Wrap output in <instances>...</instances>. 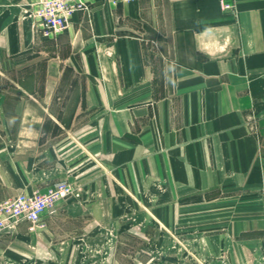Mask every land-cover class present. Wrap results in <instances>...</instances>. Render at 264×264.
Listing matches in <instances>:
<instances>
[{
    "label": "crops",
    "instance_id": "0c3cea01",
    "mask_svg": "<svg viewBox=\"0 0 264 264\" xmlns=\"http://www.w3.org/2000/svg\"><path fill=\"white\" fill-rule=\"evenodd\" d=\"M25 26L22 43L45 64L42 85L25 88L30 105L60 109L47 111L59 131L4 136L0 151L20 159L3 167L15 175H0V199L68 179L82 192L58 201L55 219L84 234L86 215L109 219L87 206L118 211L161 189L185 198L264 175V0H238L237 17L218 0H92L56 37ZM55 223L40 234L43 252L58 250Z\"/></svg>",
    "mask_w": 264,
    "mask_h": 264
},
{
    "label": "rangeland",
    "instance_id": "374dc122",
    "mask_svg": "<svg viewBox=\"0 0 264 264\" xmlns=\"http://www.w3.org/2000/svg\"><path fill=\"white\" fill-rule=\"evenodd\" d=\"M31 4L32 0H0V146L4 136H55L59 131L47 111L58 114L61 110L31 108L36 94L25 89L42 85L45 67L43 61L37 63L36 50L22 43L28 35L26 24L36 33ZM235 5L234 10H220L237 17L238 0ZM22 97L30 102L22 104ZM23 105L30 106L23 109ZM252 127L257 130L255 120ZM254 137L261 149V136ZM18 159L11 150L0 151V175H5L4 166L12 169ZM24 160H29L27 170L33 174L31 159ZM11 171L5 176L15 175ZM62 180L75 188L65 199L81 194L73 182ZM245 184L174 199L161 189L157 199L138 198L133 203L122 199L125 203L118 211L111 204L87 206L92 212L107 210L109 219L95 221L86 215L88 231L84 234L69 235L79 222L55 219L56 204V212L45 215L34 231L24 224L3 233L0 264H264V175L252 173ZM50 186L36 190L45 192ZM22 193L28 194L19 192L0 200ZM52 220L59 223L53 226L55 240L50 241L58 250L43 252L40 234L51 229ZM65 247L68 250L63 251Z\"/></svg>",
    "mask_w": 264,
    "mask_h": 264
},
{
    "label": "built area",
    "instance_id": "2783aa9c",
    "mask_svg": "<svg viewBox=\"0 0 264 264\" xmlns=\"http://www.w3.org/2000/svg\"><path fill=\"white\" fill-rule=\"evenodd\" d=\"M113 5L131 4L140 0H109ZM236 0H219L223 11L234 10ZM91 0H32L30 18L33 29L44 37H56L69 26L75 13H90ZM75 188L67 181H57L45 191L19 194L0 200V237L22 224L34 231L42 224L45 215L56 212L58 201L74 194Z\"/></svg>",
    "mask_w": 264,
    "mask_h": 264
},
{
    "label": "bare ground",
    "instance_id": "6f19581e",
    "mask_svg": "<svg viewBox=\"0 0 264 264\" xmlns=\"http://www.w3.org/2000/svg\"><path fill=\"white\" fill-rule=\"evenodd\" d=\"M109 1V0H108ZM110 2V1H109ZM220 8H221V6H220Z\"/></svg>",
    "mask_w": 264,
    "mask_h": 264
}]
</instances>
